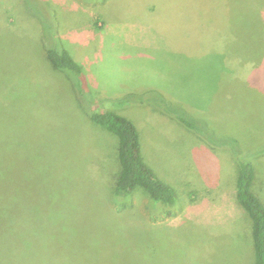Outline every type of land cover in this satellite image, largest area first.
Returning <instances> with one entry per match:
<instances>
[{"label":"rangeland","instance_id":"374dc122","mask_svg":"<svg viewBox=\"0 0 264 264\" xmlns=\"http://www.w3.org/2000/svg\"><path fill=\"white\" fill-rule=\"evenodd\" d=\"M218 1L191 3L197 30L184 0H0V264H255L234 188L241 160L264 179V0ZM106 110L172 203L116 192Z\"/></svg>","mask_w":264,"mask_h":264},{"label":"trees","instance_id":"16d2710c","mask_svg":"<svg viewBox=\"0 0 264 264\" xmlns=\"http://www.w3.org/2000/svg\"><path fill=\"white\" fill-rule=\"evenodd\" d=\"M196 7L199 11L198 2ZM226 10H229L228 7ZM207 12L208 9H203L204 14ZM49 58L57 67H65L74 73H81L80 65L66 52L50 50ZM91 119L119 137L120 170L115 185L116 192L127 194L140 186L149 192L153 200L172 203L176 191L174 187L161 180L145 161L136 124L125 115L112 110L93 112ZM182 120L193 126V123L187 119L182 117ZM239 163L236 198L252 219L255 264H264V201L253 189L256 175L254 165L248 160H241Z\"/></svg>","mask_w":264,"mask_h":264},{"label":"crops","instance_id":"0c3cea01","mask_svg":"<svg viewBox=\"0 0 264 264\" xmlns=\"http://www.w3.org/2000/svg\"><path fill=\"white\" fill-rule=\"evenodd\" d=\"M184 1H186V3H187V5L189 4V3H195L196 2V0H184ZM176 4H179V3H177V0H176ZM186 8V11L187 12H184L186 15H188L189 16V19L191 20L190 21V24L193 26V25H195L196 27H197V30L199 29V27L201 26L202 27V18H200V17H198V15H197V12H198V9H197V7H196V5H188V6H186L185 7ZM193 8H195V9H193ZM223 14V19L224 20H226V18H227V16H228V13L226 14V16L224 17V13H222ZM208 15V12L206 13V15H205V18H206V16ZM99 27H102L103 25H104V23L102 24L101 23V21L100 20H98V22L96 23ZM192 44V45H191ZM182 43L181 41H179V43L177 44V46L176 47H178V49L180 50V51H184V52H186V53H190V52H192V51H197L198 52V50H197V47H196V45H195V43ZM195 45V47H196V50L194 49V46ZM175 80H177V81H179L180 80V78H175ZM174 94V93H173ZM181 98V97H180ZM182 101H184L185 103H184V105L185 106H191L192 105V102H187L188 100H190V99H181ZM169 111V113L171 112L170 110H168ZM178 117V119H179V121H181V122H183L187 127H189V128H193L194 126H191V125H188L186 122H184L183 120H182V115L181 116H177ZM186 119V118H185ZM194 119H196V120H199V121H201L196 115H195V117H194ZM194 125V124H193ZM237 153V152H236ZM230 157H231V154H230ZM234 157H237V154H235V156ZM241 160V159H240ZM239 159H238V162L240 161ZM234 161H237L236 159L234 160V158H233V161H231V168H233L234 169V167H233V162ZM254 165V164H253ZM255 167V166H254ZM255 171H256V169H255ZM257 180H259V181H261L262 183H264V179L261 177V174H257L256 173V175H255V180H254V183H253V189H254V191H255V193L260 197V195L257 193V190H256V185H257ZM235 186H236V180H235ZM235 189V195H236V188H234ZM261 198V197H260ZM263 201H264V199L263 198H261Z\"/></svg>","mask_w":264,"mask_h":264}]
</instances>
